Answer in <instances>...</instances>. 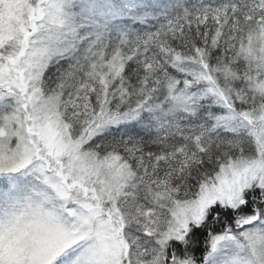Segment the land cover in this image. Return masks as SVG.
Masks as SVG:
<instances>
[{
  "label": "snow or ice",
  "instance_id": "1",
  "mask_svg": "<svg viewBox=\"0 0 264 264\" xmlns=\"http://www.w3.org/2000/svg\"><path fill=\"white\" fill-rule=\"evenodd\" d=\"M0 264H264V0H0Z\"/></svg>",
  "mask_w": 264,
  "mask_h": 264
}]
</instances>
